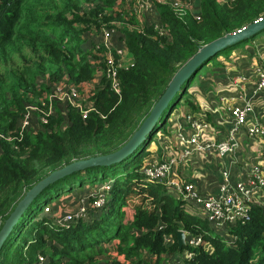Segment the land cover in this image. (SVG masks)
Segmentation results:
<instances>
[{
  "label": "trees",
  "instance_id": "16d2710c",
  "mask_svg": "<svg viewBox=\"0 0 264 264\" xmlns=\"http://www.w3.org/2000/svg\"><path fill=\"white\" fill-rule=\"evenodd\" d=\"M135 1L0 0V228L25 192L51 171L123 145L199 46L264 15V0H196L199 18L188 10L178 18L168 0H152L169 32L160 36L147 21L140 27ZM102 27L117 31L134 61L133 66L117 70L120 94L110 89L105 67L100 70L98 53L104 48L94 51L89 46ZM221 54L207 63L214 59L212 65H218ZM200 69L182 85L166 116L177 103L182 105V116L200 112L188 91L199 79ZM99 74L89 97L93 105L85 117L70 105L62 109L54 105V112L44 122L39 120L36 129L19 130L29 104L44 112L48 109V94L55 83L67 78L75 85L86 84ZM166 116H161L148 141L123 162L76 171L45 187L26 209H30L26 219L19 223L20 217L12 237L11 232L4 242L0 264H35L39 255L46 264H85L102 254L109 255L104 264H166L164 257L169 255L173 264H264V206L251 205L249 219L221 233L185 212L182 200L166 193L162 184L146 182L141 172L148 155L144 147L164 127ZM99 180L110 186L106 205L100 211L90 210L88 220L65 227L41 214L36 226L30 227L32 204L40 195L58 198L76 191L78 196L84 186ZM133 194L140 202L125 216L121 207ZM47 203H39L37 210ZM179 229L202 235V243L178 252ZM166 236L172 244H165ZM185 250L193 252L190 259L181 258Z\"/></svg>",
  "mask_w": 264,
  "mask_h": 264
},
{
  "label": "built area",
  "instance_id": "2783aa9c",
  "mask_svg": "<svg viewBox=\"0 0 264 264\" xmlns=\"http://www.w3.org/2000/svg\"><path fill=\"white\" fill-rule=\"evenodd\" d=\"M164 3L167 0H156ZM170 7L178 18H182L186 11L190 12L195 18H199L198 7L196 0H168ZM152 0H136L133 3L134 14L141 22L140 27H144V22L147 21L149 25L156 29L160 36L168 35L169 32L165 25L161 24L158 19V13ZM147 25V24H146ZM100 35L97 38L92 50L98 51L101 47L103 52H99V63L103 64L100 67L102 71L105 67V78L109 81L110 89L115 94H120L117 70L120 68H128L133 66L134 61L132 55L125 45V42L120 41L117 44L111 39V32L113 36L117 35L114 28L102 27ZM126 51L129 57L125 58ZM101 74L92 82L86 83L87 104L81 107L80 105H73L71 103L64 104V107L70 105L79 110L83 117L92 108V101L89 99L91 95V88L99 82ZM228 87L233 95L221 96L220 102L225 106V112L228 115L230 128L226 136L221 139L211 137V123L206 119V112L188 113L182 116L180 113L176 115L172 132L174 137L168 138L164 148V152L160 154L157 160L146 161L143 163L141 172L144 175L146 182L159 183L164 186L166 193L182 200L185 212L194 215L208 223L210 227L215 228L216 231L221 232L229 226L236 224L238 221H245L249 219V211L251 205L264 206L263 201H256L255 194H264V173L260 167L255 165L250 170V177L245 180H233L231 172L225 170L222 174V179L219 183L218 194H206L200 191L195 183L192 181H185L178 175L179 169L183 167L187 161V157L192 153L202 155L206 152H215L220 157H234L233 155L240 149L238 133L243 129L245 133L256 140H261L262 152H264V126L259 120L260 112L256 110L254 98L264 94V55L263 59L256 63L250 71L240 72L235 69L229 70L226 77ZM251 82L253 89L250 95L245 93V85ZM67 84L64 87H59V84ZM75 85L68 81L67 78L55 83L48 94L49 107L44 112L39 110L35 105H28L26 112L18 123L20 131L25 129H36L38 124L30 125L28 128L27 121L22 126V121L28 117L29 109L37 113L38 121L44 122L46 115L54 112L55 99L60 100L62 89H66L71 95L76 93L81 85ZM57 106V105H56ZM21 122V124H20ZM175 149H177L175 151ZM101 185H103L101 187ZM88 193L83 192L79 194L76 204L71 210L63 212L58 215L51 216L53 222L60 226L68 227L70 224L79 220H88L91 211H100L106 205V197L110 186L108 183L100 184L98 186L89 187ZM44 212H48L49 205H45ZM202 209L203 213L194 210ZM91 210V211H90ZM159 228L163 224H159ZM185 246L196 247L202 243V235L194 236L185 231ZM166 245L172 244L173 240L170 236L164 237ZM208 248L209 245H206ZM184 247V246H183ZM193 252L185 250L181 253V258L190 259ZM43 256L39 255L35 264H46ZM180 264H183L180 263Z\"/></svg>",
  "mask_w": 264,
  "mask_h": 264
},
{
  "label": "crops",
  "instance_id": "0c3cea01",
  "mask_svg": "<svg viewBox=\"0 0 264 264\" xmlns=\"http://www.w3.org/2000/svg\"><path fill=\"white\" fill-rule=\"evenodd\" d=\"M257 46L258 47L254 48L250 46V48L252 49V54L256 53V63L263 59L262 52L264 51H259V45ZM246 47L247 46L244 47V51L247 49ZM232 55H238V57L233 58V68L237 71L250 73L252 67L256 65V63L253 62L247 63L245 60L243 62L237 61V59L241 60L240 53H232ZM217 76L212 77L211 83L207 85V91L209 90L208 92H211L210 97L206 98V96L201 93L198 97H196L195 95V100L198 103L201 111L204 110L206 112L208 121L211 123V137H214L218 140L224 138L230 128L228 115L225 112L224 104L220 102V97L230 96L233 95V93L228 87L226 73L225 75L218 77ZM252 89V83L247 82L245 85L246 95H250ZM254 104L256 105V110L260 112L259 120L263 123L264 126V94L255 97ZM171 126H173V122ZM161 136L162 133L160 132L157 134V136H155V138L161 139ZM238 138L240 149L233 155L234 157H220L213 151L206 152L202 155H196L192 153L187 157V161L185 162L183 167L179 169L178 175L181 176L182 180H190L195 183L197 188L206 194H218L219 183L225 170H229L231 172V178L233 180H245L247 179V177H250V170L255 165L259 166L261 171L264 173V152H262L261 150V147L263 146L260 143L261 140L258 141L254 138L249 137L243 129L239 130ZM165 139H161V144L163 142L166 143ZM155 143L156 141L154 142V145ZM165 143H163L164 148H166ZM176 150L177 149H175V151ZM163 152L164 149H161L160 146L158 148L152 147L151 151H149L148 155L146 156L147 158H145L144 160L145 162L147 160H157L160 154ZM254 196L256 201L264 202L263 193H258ZM172 197L178 199L174 196Z\"/></svg>",
  "mask_w": 264,
  "mask_h": 264
},
{
  "label": "water",
  "instance_id": "95a60500",
  "mask_svg": "<svg viewBox=\"0 0 264 264\" xmlns=\"http://www.w3.org/2000/svg\"><path fill=\"white\" fill-rule=\"evenodd\" d=\"M263 29L264 15L235 31L225 33L224 35L199 46L198 50L173 74L164 91L151 107L148 115L123 145L110 153L78 159L65 164L64 166L51 171L29 188L23 197L17 202L14 209L10 212L0 228V250L22 214L45 187L76 171L84 170L93 166H110L123 162L138 150L144 142L148 141L149 135L152 133L155 125L159 122L166 108L170 107V103L177 93H182V85L185 84L204 63H207L210 58L227 47L249 39ZM176 239L177 251L179 252L186 244L185 231L179 229L176 233Z\"/></svg>",
  "mask_w": 264,
  "mask_h": 264
},
{
  "label": "rangeland",
  "instance_id": "374dc122",
  "mask_svg": "<svg viewBox=\"0 0 264 264\" xmlns=\"http://www.w3.org/2000/svg\"><path fill=\"white\" fill-rule=\"evenodd\" d=\"M99 35H100V32L97 33L94 38L92 37L91 40L88 41L89 43H91V45H89V46H94V44H97L96 41H97V38H98ZM111 35H112L111 39L114 40L117 44H119L118 41H120V40L118 39V35L113 36V32H111ZM261 38H262V40H261ZM263 39H264V29L261 30L260 32H258L257 34H255L253 37L237 43L234 47H232V49L228 48V49H225V50L221 51L222 54L217 57V59L219 60V64L218 65L213 66L212 63L214 62V59H212L210 61V63H206L207 65H205L204 67H202V69H200V71L197 74V77H199V79L196 78L195 79L196 82L193 85H191L189 87V89H188L190 94L193 95L194 98H196V97L200 96L201 93H203V95L206 96V98H209L210 95H211V92H208L209 90L207 91L206 88H207V85L209 83H211V78L212 77H216L217 75L218 76L225 75V73H226V76H227L228 75V71L234 69L233 68V66H234L233 65L234 64L233 58L238 57V55H232V53H240V56H241L240 59L241 60L237 59V61L243 62L245 60L247 63H249V62L250 63H252V62L256 63L257 62L256 53L252 54V49L250 48V46L254 48V47H258L257 45H259V51L260 50L263 51L264 50ZM85 43H86V40H85ZM83 46L86 47V44H84ZM245 46H247L246 47L247 49L244 51V47ZM262 55H264V51L262 52ZM124 57L125 58L129 57V53L127 51H126ZM222 67H223V69H222ZM65 85H67V84L66 83L65 84H59V87H64ZM86 88H87L86 84L81 85V88L78 89V91L76 93H74L73 95L69 94L66 89H62V95L60 96V100L59 99H55L54 100V103H56V105H57V106L56 105L55 106L60 108V109H62L64 107V104L71 103L73 105H80L81 107H83L84 105L87 104V100H86L87 93L84 91ZM195 95H196V97H195ZM175 101H173V102H175ZM173 102L170 104V107H172ZM181 106L182 105L179 106V104L177 103L176 107L173 108L169 112V114H167V116H166L167 122L164 125V127L166 128V131L164 132V130H163L164 127H163V128H161V130H159L156 133L155 136H157V134L161 132L162 133L161 139H165L166 138L165 139L166 141H167L168 138L172 139L174 137V134L171 133L172 132V127L170 128V125H171V121L172 120L174 121V119L176 118V115L179 114L180 111H182ZM170 107L166 108V110L164 111L162 116L166 115V113L169 111ZM203 112L205 113L204 110H203ZM29 114L30 115H28V117L25 118L22 121V126H23L24 122L27 121V125H25L27 128L30 125H34V124L38 123L37 113L35 111H33L32 109H29ZM206 119L208 120V117H206ZM20 124H21V122H20ZM155 136L144 147L148 152L151 151L152 147H157L158 148L160 146L161 149H164L163 143H165V142H163L161 144L162 140L158 139V138H155ZM155 141H156V143L154 145ZM145 158H147V157H145ZM144 162H145V160L143 161V163ZM196 175H197V173H196ZM105 183L106 182H103V180H99L97 183H94V184L89 185V186H84L82 191L88 193V191H90L89 187L98 186L100 184H105ZM102 186L103 185H101V187ZM51 197L50 196L47 197L44 194H42L32 204V209L33 210H31V212L33 211V213H32L33 214L32 215L33 219L31 221L29 220L30 227H35L38 217L41 214H43V215L45 214L44 209L42 210V208H41V209L37 210L39 203H43L46 200L48 201V203L46 205H49V209L50 210L48 212H46V215L48 217H51L53 215L56 216L58 214H61L64 211L67 212V211L71 210L72 207L76 204V200L78 198L77 194H76V191L64 194V195H62V196H60L58 198L53 197V196H51ZM139 202H140V197H137L134 194L132 196L128 197V199L126 201V204L125 205L123 204L122 207H121V209L125 213V216H126V214L129 213V211H131L133 209L134 204H138ZM29 211H30V209H28L27 211H25L23 213L21 219L19 220V223L22 220L26 219V216L29 213ZM198 211L203 213L202 209L194 210V212H196V213ZM101 225L102 226H106V223H102ZM13 233L14 232L11 233L9 238L12 237ZM110 234H111V229H109V230H107L105 232L106 236H108ZM18 242L22 243L23 239H19ZM104 245H105L106 251H108L107 247H109L108 245H110V244L107 243V244H104ZM109 250H110V248H109ZM108 257H109V255H106V254H102V255L96 256L94 258V262L96 261L97 262L96 264H104V262L108 259ZM164 258H166L165 259L166 260V264H173L174 263L173 262V260H174L173 256L169 255V256L164 257ZM93 263H90V262L87 261L85 264H93Z\"/></svg>",
  "mask_w": 264,
  "mask_h": 264
}]
</instances>
